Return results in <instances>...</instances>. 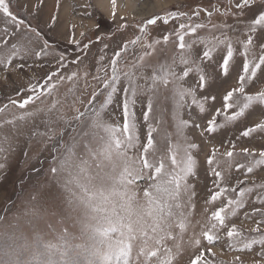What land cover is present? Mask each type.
<instances>
[{"label": "snow or ice", "instance_id": "snow-or-ice-1", "mask_svg": "<svg viewBox=\"0 0 264 264\" xmlns=\"http://www.w3.org/2000/svg\"><path fill=\"white\" fill-rule=\"evenodd\" d=\"M110 3V19L115 21L117 0ZM213 11L222 17L231 16L234 24L213 23ZM0 14L17 31L23 29L25 33L9 47H6L9 42L2 38L8 30L4 29L0 35V65L5 71L16 59L26 61L33 56L39 59L48 54L47 41L36 50L34 37L38 38L40 33L14 14L10 0H0ZM202 14L208 18L207 22H195ZM119 19L124 21L125 17ZM170 19L181 21L174 40L170 41L169 35L152 42L146 39L149 25L158 21L168 24ZM101 27L96 25L97 30ZM126 27L122 23L118 30ZM138 27L142 35L123 42L108 65L96 69L93 79L100 87L93 88L83 111L74 101L75 115L71 119L59 98V90L65 81L75 85L77 72L67 76L52 72L42 81L29 85L27 98L10 99L0 107V114L9 105L25 110L13 114L11 119L0 118V153L9 151L12 142L25 135L32 143L58 142L57 134L63 136L60 125L75 124L73 142L61 145L62 151L57 149L59 154L49 167V174L62 185L67 204L78 213L75 218L70 215L53 222L50 217L56 213L41 203L40 189L34 190L10 219L0 216V264H212L200 250L202 240L214 245L222 239V234L226 235L229 248L241 252L259 244L264 260V207L255 208L252 213L260 217L251 229L259 233L258 237L250 238L235 224L228 223L253 195L264 206V184L247 186L246 180L240 179L228 186V175L233 168L244 169L246 178L254 169L264 166V150L240 147L237 151L236 143L231 140L227 146L223 141L220 147L213 146L205 156V163L216 190L211 191L205 203L214 205L220 201L221 206L211 212L197 233L192 220L196 192L190 178L198 175L199 145L189 140L185 130L201 126L181 115L189 104L195 105L199 114L209 117L201 135L207 133L211 137L241 121L255 106L264 107V91L254 95L246 92V85L264 71V0H228L223 11L215 5L212 10L198 7L190 12L169 11ZM201 30L207 34L201 35ZM130 46H139L143 51L126 60ZM159 52L171 54L163 63H151L150 58ZM237 54L243 57V74L238 76L237 86L220 97L221 107L215 108L217 94L211 91L213 84L220 75H229ZM64 59L61 54L57 61L61 68L66 67ZM212 62L216 68H212ZM25 66L17 65L21 70ZM206 68L212 71L206 72ZM192 73L195 75L190 76ZM138 80L145 81L147 87L138 84ZM68 91L73 92V88ZM161 93L167 94L166 99L177 110L174 132L150 123L155 118ZM141 97L147 98L146 105ZM138 103L146 109L143 111L146 142L141 141L137 127L134 109ZM113 104L121 111L122 124L105 119V116L115 118V113L108 111ZM30 105L33 107L29 108ZM41 115L47 117L45 132L29 124ZM253 133H264V122L247 127L240 136L247 138ZM157 136L165 141L164 148L158 146ZM4 144L8 147H3ZM221 147L225 150L221 151ZM80 149L84 155H80ZM242 158L247 163H241ZM4 167L0 163V169ZM204 211L207 213L208 208ZM206 250L211 252L210 247ZM236 259L238 264H243L239 256Z\"/></svg>", "mask_w": 264, "mask_h": 264}, {"label": "rangeland", "instance_id": "rangeland-1", "mask_svg": "<svg viewBox=\"0 0 264 264\" xmlns=\"http://www.w3.org/2000/svg\"><path fill=\"white\" fill-rule=\"evenodd\" d=\"M213 5L223 11L228 7V0H117V19L111 21L110 0H10V9L14 14L24 19L27 24L40 33L38 38L34 37L36 50L39 51L43 47L44 41L48 42L49 48L47 49L48 54L42 55L39 59L33 56L26 61L14 60L7 71L0 65V107L8 104L10 99L19 101L27 98L30 95L29 85L42 81L52 72H59L65 76L77 72L78 80L76 84L65 81L59 90V98L64 101L67 117L71 119L75 115L72 110L74 101L76 102L75 106L83 111L93 88L100 87L99 82L93 79L96 75V69L108 65L113 53L119 50L123 42L142 35L139 31V25L156 15H165L169 11L190 12L198 7L212 10ZM121 16L125 17L124 21L119 19ZM207 19L206 15L202 14L195 22H207ZM212 21L213 23L226 21L229 25L234 24L231 16L222 17L215 11H213ZM180 22L179 20L170 19L168 24L158 21L156 25H149L146 29V39L152 42L157 39L162 40L164 35H169L170 41L174 40V32L178 30ZM122 23H126L127 27L118 30V26ZM97 24L102 25L99 30L96 28ZM4 29L8 30L7 35L2 36L4 40L9 42L6 47L17 42L25 34L23 29L17 31L14 25L8 23L7 19L0 14V35L3 34ZM81 33H83V36ZM200 34L206 35L207 33L205 30H201ZM27 35L32 36L33 34L27 33ZM98 37H102V39L98 40ZM187 39L189 38L186 37ZM105 45H107V48H105ZM235 47L242 51L239 44H236ZM142 51L143 49L139 46H130L126 60L134 59ZM61 54L65 57L63 63L66 67L63 68L57 63ZM170 54V52H159L150 58L151 63L155 64L157 61L163 63ZM101 57H104V59L101 60ZM217 59H219V55H217ZM73 61L79 62L73 63ZM20 63L26 65L22 70L17 67ZM242 64L243 57L239 54L235 55L229 75L227 77L220 75L215 80L211 89L214 94H217L215 108L221 107L220 97L226 91L237 86L238 76L243 74ZM212 68H216L215 62H212ZM212 68H206L205 71L211 72ZM217 71H219L218 68ZM100 75H103V72ZM194 75V73L190 74V76ZM137 83L147 87L143 80H138ZM124 86H127L126 83ZM69 88H73V92H69ZM260 91H264V71L258 72L257 78L246 85L248 94L254 95ZM166 95V93H161L154 113L155 118L150 120V123L158 128L174 132L173 124L177 110L172 102L166 99ZM141 99L146 105L147 98L141 97ZM80 100L85 103H79ZM50 102L51 98H48V103ZM32 107V105L29 106V108ZM97 107H99L98 102ZM144 110H146L145 107L140 103L134 109L142 142H146L147 133V125L143 120ZM22 111L25 110L9 105L5 113L0 114V118L6 116L11 119L13 114H19ZM108 111L114 112L115 118L105 116L106 120L110 123H123L121 111L116 104L111 105ZM181 115L184 119L195 121L196 124L201 126H190L185 130L189 140L199 145L198 175L190 178L196 192L192 220L196 225L195 231L199 233L201 224L210 216L212 211L221 206L220 201H217L214 205H206L205 203L210 197L211 191L216 190L212 183V173L206 170L205 156L210 154L213 146L220 147L221 141L227 146L229 140L236 143L237 151L240 147H248L257 152L264 150V133H253L251 137L247 138L240 136V132L247 127H253L257 123L264 122V107L255 106L254 110L246 114V117L241 118V121L230 125L223 132L213 134L211 137L207 133L201 135L202 128L209 117L199 114V110L195 105L189 104ZM45 119L47 117L41 115L35 121H30L29 124L34 125L40 132H45L47 130L44 124ZM219 119H222V117ZM74 126V123L69 126L60 125V129H63V136L57 134L56 141L58 142L32 143L25 135L18 141H13L9 151L0 153V163L5 165L3 169H0V216H6L10 219L13 212L26 202L36 189H40L43 193L41 203L46 204L50 211L56 213L55 216L50 217L53 222L70 215L73 218L78 215L67 204L62 185L54 181L49 174V167L59 154L57 149L62 151L61 145H70L73 142V137L76 135L72 131ZM84 127L86 125L81 126L78 131H82ZM57 132L59 133V129ZM156 138L159 141L158 146L164 148L165 141L160 136ZM3 147L7 148L8 145L4 144ZM220 150L224 151L225 148L221 147ZM79 151L80 155H84L82 149ZM240 162L247 163V160L242 158ZM244 172V169L237 170L233 168L228 175V186L235 185L240 179H245L247 186L264 184V166L254 169L253 173H249L246 178ZM257 191L260 190L257 189ZM206 207L208 208L207 213L204 211ZM261 207L264 206L260 205L253 195L250 202L245 204L237 216L228 221L229 226L235 224L246 236L250 238L258 237L259 233L252 232L251 229L256 226V221L260 217L258 214L253 216L252 213L255 208ZM9 209L12 211L10 212ZM196 221L201 223L196 224ZM208 247L211 248V252L206 250ZM200 250L205 252V258L212 261V264H238L237 256L240 257L243 264H264V260L260 256L261 246L259 244H254L251 249H244L241 252L229 248L227 237L223 234L222 239L214 245H208L207 241L202 240Z\"/></svg>", "mask_w": 264, "mask_h": 264}]
</instances>
